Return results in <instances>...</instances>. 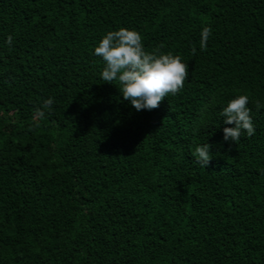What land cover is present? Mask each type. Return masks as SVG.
Listing matches in <instances>:
<instances>
[{
	"label": "trees",
	"instance_id": "1",
	"mask_svg": "<svg viewBox=\"0 0 264 264\" xmlns=\"http://www.w3.org/2000/svg\"><path fill=\"white\" fill-rule=\"evenodd\" d=\"M121 27L188 64L151 111L101 78L94 49ZM237 94L256 131L226 142ZM257 102L264 0H0V264H264Z\"/></svg>",
	"mask_w": 264,
	"mask_h": 264
},
{
	"label": "clouds",
	"instance_id": "2",
	"mask_svg": "<svg viewBox=\"0 0 264 264\" xmlns=\"http://www.w3.org/2000/svg\"><path fill=\"white\" fill-rule=\"evenodd\" d=\"M212 29L203 27L200 33L201 50L207 47ZM7 44L13 45V37H7ZM193 47V55L196 54ZM94 55L104 61L101 72L103 81L113 83L118 81L119 90L123 100L128 101L137 111L153 110L159 107L160 102L169 95H176L184 87L188 79V64L180 55L163 52H148L145 50L141 34L134 30L121 27L115 31L107 32L94 49ZM53 99L45 100L44 107L50 108ZM250 98L247 94H237L230 99L220 112L225 125L224 140L237 142L246 134L252 137L255 134V125L252 117V109L248 107ZM259 110L264 107L256 103ZM39 115L44 113L38 110ZM211 149L208 145H198L193 151L196 162L207 167L212 159Z\"/></svg>",
	"mask_w": 264,
	"mask_h": 264
}]
</instances>
